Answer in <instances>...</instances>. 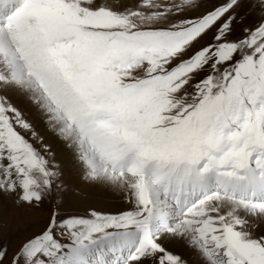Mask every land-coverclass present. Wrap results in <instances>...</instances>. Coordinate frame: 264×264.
<instances>
[{
  "label": "snow or ice",
  "instance_id": "obj_1",
  "mask_svg": "<svg viewBox=\"0 0 264 264\" xmlns=\"http://www.w3.org/2000/svg\"><path fill=\"white\" fill-rule=\"evenodd\" d=\"M9 198L0 264H264V0H0Z\"/></svg>",
  "mask_w": 264,
  "mask_h": 264
},
{
  "label": "rangeland",
  "instance_id": "obj_2",
  "mask_svg": "<svg viewBox=\"0 0 264 264\" xmlns=\"http://www.w3.org/2000/svg\"><path fill=\"white\" fill-rule=\"evenodd\" d=\"M29 118L33 120L37 132L43 135L45 137L46 142L52 145V150L57 153V159L60 162V154L66 155L67 153L61 151L59 143H57L51 133L45 130L43 123L35 116L34 113H30ZM53 142L55 143V145ZM38 146L39 145H37V147ZM64 179L69 184H73L69 178L64 177ZM93 196L94 193H89L88 201L90 203L94 202L93 204H95L99 208H107V206L104 205L102 202L100 204L95 203V197L93 198ZM69 210L82 211L83 209L82 207H80L79 209H77L76 207H72ZM0 213H4L0 214V243H3L5 240H7L9 242L10 247L12 248L18 245L20 241L27 235L38 231L43 226L45 217L47 215L46 210L43 209L40 212H31L25 207H17L12 202L11 198L5 201H0Z\"/></svg>",
  "mask_w": 264,
  "mask_h": 264
},
{
  "label": "bare ground",
  "instance_id": "obj_3",
  "mask_svg": "<svg viewBox=\"0 0 264 264\" xmlns=\"http://www.w3.org/2000/svg\"><path fill=\"white\" fill-rule=\"evenodd\" d=\"M54 145H55V143H54ZM60 162H61V165H63L62 168L64 169V172L66 173L65 178H69L73 184H76L78 182V177H77L75 170L73 169L70 156L68 154H66V155L60 154ZM93 193H94L93 198L95 197L94 200H95V203H97V204H100L102 202L104 205L107 206V208L108 207H115V206H122V205H118V200H119L118 196H115L111 193H100V192H93ZM92 203H94V202H92ZM0 214H4V213H0Z\"/></svg>",
  "mask_w": 264,
  "mask_h": 264
}]
</instances>
